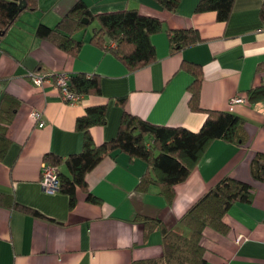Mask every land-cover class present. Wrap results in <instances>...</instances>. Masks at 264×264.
I'll list each match as a JSON object with an SVG mask.
<instances>
[{
	"label": "crops",
	"instance_id": "1",
	"mask_svg": "<svg viewBox=\"0 0 264 264\" xmlns=\"http://www.w3.org/2000/svg\"><path fill=\"white\" fill-rule=\"evenodd\" d=\"M75 1L39 0L36 10H25L5 38L0 36V103L4 94L21 101L6 130L10 142L0 159V194L14 195L20 204L45 216L0 204V264H131L134 259L161 256V230L146 233L144 223L135 218L158 217L189 234L179 217L228 175L249 182L252 198L229 207L224 216L230 227L227 234L204 230L207 264H264V178L251 173L252 157L256 151L264 152V96L248 97L250 89L264 84V0H235L226 22L214 11H197L199 0H181L176 11L163 9L156 0H85L94 12L134 7L161 19L163 29L152 35L157 58L138 69H129L110 51L89 42L87 29L83 35L81 30L75 34L84 40L78 56L37 36L40 23L54 26ZM168 28H197L202 40L172 53ZM184 59L202 66L201 107L232 110L245 120L244 143L212 140L189 176L175 186L170 204L157 183L145 192L138 189L147 163L121 151L87 173L94 201L77 188V203L71 207L67 193L42 187L45 153L60 155L59 168L68 174L65 158L82 150L84 133L76 128V119L90 104L107 102L106 123L90 130L97 145L117 133L123 113L119 96H127L130 112L145 119L197 131L205 112L188 105L192 75L181 68ZM79 71L99 74L101 94L83 95L74 104L64 102L55 75ZM49 74L41 84L33 81L34 76ZM236 95L244 101L230 104ZM34 109L42 110L45 125L40 127L31 118ZM241 233L244 237L237 242Z\"/></svg>",
	"mask_w": 264,
	"mask_h": 264
},
{
	"label": "trees",
	"instance_id": "2",
	"mask_svg": "<svg viewBox=\"0 0 264 264\" xmlns=\"http://www.w3.org/2000/svg\"><path fill=\"white\" fill-rule=\"evenodd\" d=\"M24 1L25 6H22V0H0L1 37L5 38L10 27L25 10L37 9L39 0ZM156 1L163 9L176 11L181 0ZM234 2L235 0H199L196 10L214 11L219 21L226 22ZM261 14L264 17V5L261 8ZM91 25L93 28L89 42L100 49L110 51L129 69L146 66L157 58L152 35L163 29V22L160 18L143 14L134 7L94 12L85 0H76L54 26L40 23L36 34L52 42L65 53L78 56L84 40L76 37L75 34L77 31L86 30ZM166 31L172 53H177L182 48L202 40L197 28H168ZM181 68L187 69L192 75L188 87L190 94L188 105L191 110L205 112V119L197 131L184 126L158 124L145 119L130 112L126 106L127 96H119L116 100L123 107V113L117 133L100 145L94 143L90 130L94 125L106 123L107 102L90 104L85 113L77 117L76 128L84 133L83 148L65 158L64 163L68 174L59 168L63 162L60 155L52 152L45 153L44 161L57 166L60 179L59 190L69 195L71 207L77 203V188L87 193V200H95V196L88 188L87 173L103 158L112 155L115 151L124 152L132 159H143L148 169L139 178L138 189L145 192L150 184L157 183L160 185V194L170 204L175 198V186L189 176L204 149L212 140L224 138L239 144L246 141L245 120L240 115L232 110L201 107L199 100L203 77L201 64L184 59ZM67 74L68 86L75 93L82 96L101 94L99 74L88 75L81 71ZM33 81L35 82L34 79ZM261 96H264V84L248 91L250 100ZM1 99L0 159L3 158L10 142L6 136V130L21 103L12 94H4ZM251 173L256 179L264 178V152L256 151L252 157ZM252 188L249 182L233 176L222 177L179 217L178 222L190 229L189 234H185L177 226H167L158 217L138 215L135 219L144 223L146 233H150L155 228L161 230L163 254L158 257L134 259L131 264H207V247L203 243L204 230L211 228L218 233L227 234L230 227L224 220L225 214L234 202L251 200ZM0 204L9 209L45 217L37 209L20 204L14 195L0 194Z\"/></svg>",
	"mask_w": 264,
	"mask_h": 264
},
{
	"label": "built area",
	"instance_id": "3",
	"mask_svg": "<svg viewBox=\"0 0 264 264\" xmlns=\"http://www.w3.org/2000/svg\"><path fill=\"white\" fill-rule=\"evenodd\" d=\"M48 77L49 75L34 76V80H35V83L41 84L45 80H47ZM67 77H68V74L65 72H62L56 75V80L54 83L55 85H57V87H59L61 98L64 102H68L72 104L78 103L82 99L83 96L70 90L68 83H67ZM243 101H244L243 97L236 95L230 99V104L237 103V102H243ZM30 116L32 119H34L37 122L38 126L41 127L45 125V121L42 116V111L40 109L32 110V112L30 113ZM40 182H41L42 187L46 191L55 192L59 190L60 179L58 177L57 167L52 165V163L50 164L46 161H43ZM243 237L244 235L242 233L238 234L235 240L239 242L242 240Z\"/></svg>",
	"mask_w": 264,
	"mask_h": 264
},
{
	"label": "rangeland",
	"instance_id": "4",
	"mask_svg": "<svg viewBox=\"0 0 264 264\" xmlns=\"http://www.w3.org/2000/svg\"><path fill=\"white\" fill-rule=\"evenodd\" d=\"M92 28H93V25H91V26H89L88 28H87V32H88V36L90 37L91 36V34H92ZM84 31L85 30H81V35H83V33H84ZM80 38H81V36H80ZM49 163V162H48Z\"/></svg>",
	"mask_w": 264,
	"mask_h": 264
},
{
	"label": "water",
	"instance_id": "5",
	"mask_svg": "<svg viewBox=\"0 0 264 264\" xmlns=\"http://www.w3.org/2000/svg\"><path fill=\"white\" fill-rule=\"evenodd\" d=\"M22 6H25V1L24 0H22ZM87 22V21H86Z\"/></svg>",
	"mask_w": 264,
	"mask_h": 264
}]
</instances>
